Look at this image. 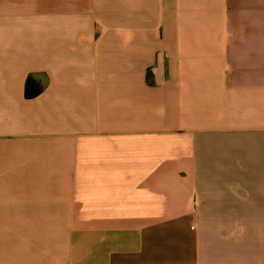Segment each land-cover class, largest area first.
<instances>
[{
  "label": "crops",
  "instance_id": "crops-1",
  "mask_svg": "<svg viewBox=\"0 0 264 264\" xmlns=\"http://www.w3.org/2000/svg\"><path fill=\"white\" fill-rule=\"evenodd\" d=\"M0 264H264V0H0Z\"/></svg>",
  "mask_w": 264,
  "mask_h": 264
},
{
  "label": "trees",
  "instance_id": "trees-1",
  "mask_svg": "<svg viewBox=\"0 0 264 264\" xmlns=\"http://www.w3.org/2000/svg\"><path fill=\"white\" fill-rule=\"evenodd\" d=\"M42 91L41 86L32 78H27L24 85V96L26 99L37 97Z\"/></svg>",
  "mask_w": 264,
  "mask_h": 264
}]
</instances>
